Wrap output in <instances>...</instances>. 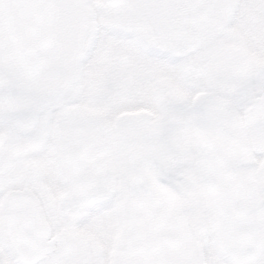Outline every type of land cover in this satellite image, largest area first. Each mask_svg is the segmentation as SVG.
I'll list each match as a JSON object with an SVG mask.
<instances>
[{
    "label": "flooded vegetation",
    "instance_id": "flooded-vegetation-1",
    "mask_svg": "<svg viewBox=\"0 0 264 264\" xmlns=\"http://www.w3.org/2000/svg\"><path fill=\"white\" fill-rule=\"evenodd\" d=\"M103 2L51 0V40L33 74L13 51L0 3V264H116L132 157L160 166L202 237L203 212L190 185L181 189L195 158L185 101L210 99L228 125L243 127L240 112L264 93V0H167L164 10L142 0V17L127 0ZM250 155L264 231V152ZM10 194L19 244L29 246L20 259ZM42 228L45 237L33 235ZM244 264H264V242Z\"/></svg>",
    "mask_w": 264,
    "mask_h": 264
},
{
    "label": "water",
    "instance_id": "water-1",
    "mask_svg": "<svg viewBox=\"0 0 264 264\" xmlns=\"http://www.w3.org/2000/svg\"><path fill=\"white\" fill-rule=\"evenodd\" d=\"M8 24L23 59L44 46L47 36L42 34L47 33L49 25L45 17L36 24L26 21L23 24L22 20ZM38 25L42 26L39 30ZM32 41L33 46L29 44ZM247 114L252 145L260 149L264 144V101L255 102ZM197 118L198 142L203 146L200 163L203 159L205 163L212 161L197 167L200 196L219 248L242 262L256 256L261 247V210L245 144H241L234 130L226 127L223 130L220 121L209 113L203 115L200 111ZM206 144L213 154L214 148L220 153L210 157ZM127 177L136 192L130 204L126 242L119 253V264H197L194 258L197 243L159 168L139 159L130 164Z\"/></svg>",
    "mask_w": 264,
    "mask_h": 264
},
{
    "label": "rangeland",
    "instance_id": "rangeland-1",
    "mask_svg": "<svg viewBox=\"0 0 264 264\" xmlns=\"http://www.w3.org/2000/svg\"><path fill=\"white\" fill-rule=\"evenodd\" d=\"M128 2V5L134 10L135 9V4H136V1L135 0H127ZM135 11H138L137 14H135V16L137 15V17H142L144 16V14L142 13L141 11V6L140 4L138 5L137 4V9H135ZM91 12L93 13V15L96 17V19H101V18H105V10L103 9H96V8H93L91 7ZM158 16H160V13L157 14ZM80 28H82V30H80L81 32H89V30L87 31L86 30V24L81 22L80 24ZM93 32H99V30H95ZM222 39H224V36H221ZM83 48V46L81 47ZM87 48V47H85ZM180 80L178 79L177 76L173 75L171 80H170V88L171 90L175 91V92H178V90L181 89L182 85L180 86ZM119 107V106H118ZM186 175L188 174H191V176L193 177V180L190 184H187L186 186H189L191 187V193L193 196H195V201H196V204H197V208H200V203H199V200H198V196H197V191H196V179H195V175L193 174L192 171H190L189 173H185ZM188 183V182H187ZM186 184V182L184 183ZM185 186V188H186ZM183 188V187H182ZM188 190V188H186ZM197 198V199H196ZM190 204V202H189ZM207 236H208V230H206L205 234L203 235V237L201 238V241L203 242L202 243V249L204 251V256L206 257V263L208 264H214L215 262H217V259L215 258L216 256V253L214 251V248L212 246V244L210 243V239L207 241ZM108 241V239H107ZM207 241V243H206Z\"/></svg>",
    "mask_w": 264,
    "mask_h": 264
}]
</instances>
